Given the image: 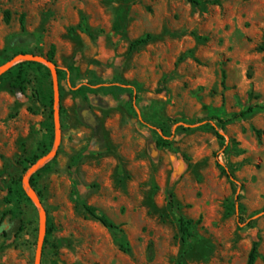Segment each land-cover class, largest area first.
<instances>
[{"label":"rangeland","instance_id":"374dc122","mask_svg":"<svg viewBox=\"0 0 264 264\" xmlns=\"http://www.w3.org/2000/svg\"><path fill=\"white\" fill-rule=\"evenodd\" d=\"M202 1L0 0V69L55 47L62 72L60 148L33 187L47 213L40 264H247L257 240L264 264V110L237 117L264 107V0ZM48 69L29 66L23 93L0 90V264H36L24 179L55 147Z\"/></svg>","mask_w":264,"mask_h":264},{"label":"trees","instance_id":"16d2710c","mask_svg":"<svg viewBox=\"0 0 264 264\" xmlns=\"http://www.w3.org/2000/svg\"><path fill=\"white\" fill-rule=\"evenodd\" d=\"M130 1L131 0H122L124 5L129 3ZM188 1L190 3L197 4V5L203 4L202 0H188ZM127 18H128L127 10L124 6H122L117 13L116 23H115V27H114V29L117 32H119L125 28ZM8 19H9V14H8L7 20ZM24 20H25V17L22 16V25L23 26H24ZM149 38H150V36H148L147 38H140V39L132 42L130 45V49L132 50L138 46L145 44L146 42H148ZM259 48H260V50L264 51V39H263V43L261 44V46ZM48 59L50 61H52L54 64H56L55 47H52V50L48 54ZM31 65H39L42 67H46L43 64L38 63V62H30V61L20 62L17 65L13 66L9 71L5 72L4 74H2L0 76V90L9 91V92L14 93V94L25 92L27 85L29 84L28 67ZM58 75H59V77L62 76V72L59 68H58ZM90 90L93 91L92 89H90L88 86L85 85V86H82L78 91L83 92V91H90ZM53 104H54V96L51 95L50 96V106H51L50 119L51 120H53V114H54ZM261 110H264V107H261V106L250 107L248 110L243 111L241 114L237 115V117L245 118V117H248L250 115H254V114L258 113ZM52 124H54V123H52ZM217 135L221 140H223V141L225 140V138L221 132L218 131ZM53 139H54V134L52 133L51 142H53ZM228 146H230V145L228 144ZM39 149L41 151V154H46L47 152H49L48 146L44 142L39 145ZM41 154H38V155L36 154L30 163L33 165L40 158ZM51 170H52L51 169V163H48L46 166H44L39 171H37L31 178L32 187H35L36 177H38L40 175V173L49 172ZM222 170L232 182H236V178H235L233 173L229 172L223 166H222ZM14 190L18 196H27L26 191L23 188L21 179L16 182ZM11 193H12V191L10 192V194ZM172 196H173V193H172ZM85 209L90 214V216H92L93 218L98 220L104 227H106L110 230H113V231H116L120 228V226L115 221H113L108 215L101 213L97 207L91 206V205H85ZM12 214H13V217L20 222V226L18 228V231H22V229H23L22 228V223H23L22 219L19 217L18 214H16V213H12ZM192 225H193L192 220L185 219L183 217L180 218L179 228H180V232L182 234V240L184 242H188L194 236L193 232H192ZM259 246H260V241L259 240L255 241L253 244L252 250L250 252L249 260H248L247 264H256V261H257L258 256H259Z\"/></svg>","mask_w":264,"mask_h":264},{"label":"water","instance_id":"95a60500","mask_svg":"<svg viewBox=\"0 0 264 264\" xmlns=\"http://www.w3.org/2000/svg\"><path fill=\"white\" fill-rule=\"evenodd\" d=\"M38 62L46 65L52 73L53 77V86H54V116H55V125H56V136H55V147L54 149L46 156L39 159V161L33 165L30 170L28 171L27 175L24 179V186L28 193L31 195L33 200L38 206L40 218H41V229H40V236H39V249L36 256V264H40V260L43 253V247L45 244V236H46V229H47V213L43 206V203L36 192V190L32 187L31 184V178L32 176L45 164H47L49 161L53 160L60 148V142H61V95H60V85H59V75H58V66L54 64L52 61H50L47 57L34 55V54H21L18 57H16L14 60L7 63L4 67L0 69V76L4 74L5 72L9 71L13 66H15L16 62ZM93 118V117H92ZM92 125L94 124V118L93 122H90Z\"/></svg>","mask_w":264,"mask_h":264}]
</instances>
